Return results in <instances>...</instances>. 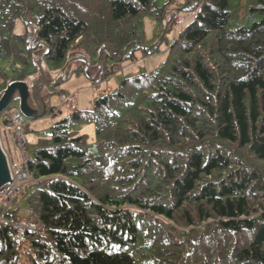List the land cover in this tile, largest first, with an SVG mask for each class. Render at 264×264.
Wrapping results in <instances>:
<instances>
[{
    "label": "trees",
    "instance_id": "16d2710c",
    "mask_svg": "<svg viewBox=\"0 0 264 264\" xmlns=\"http://www.w3.org/2000/svg\"><path fill=\"white\" fill-rule=\"evenodd\" d=\"M253 3L255 19L232 28L230 0H185L195 17L161 67L39 140L18 196L41 226L25 233L30 264H264V0ZM162 13L155 0H0V63L19 65H0V97L36 74V44L49 73L73 54L72 72L107 76L143 40L142 16ZM85 123L93 144L72 129ZM15 201L9 222L23 220ZM19 254L0 222V264Z\"/></svg>",
    "mask_w": 264,
    "mask_h": 264
},
{
    "label": "rangeland",
    "instance_id": "374dc122",
    "mask_svg": "<svg viewBox=\"0 0 264 264\" xmlns=\"http://www.w3.org/2000/svg\"><path fill=\"white\" fill-rule=\"evenodd\" d=\"M155 1L156 8L158 10L162 9L164 13L160 14L159 17L150 14H144L142 16L143 40L140 44L135 45L133 52L130 53L132 55L130 58L118 62L107 60L105 64L107 76L105 77H101V72H103L102 68L91 70L90 76L87 75L85 69H78L72 72L70 78L64 83L57 87L50 88L49 91L51 92V96L48 109L52 108L55 112L52 114L49 111L44 117L33 120L24 118L25 129L27 128L24 135L26 143V149L24 151H22L17 145L13 131L7 128L6 124H4L11 115L18 111V103L11 104L5 112L2 113L0 116V126L3 127V130H6V137L3 135V130L1 129L0 140L12 163L21 165L23 156L27 158L32 157L33 151L38 147L39 140H43L50 145L51 126L74 111L70 107L71 104L65 102L63 96H75V110L87 112L93 108L96 99L115 92L123 79L140 75L142 73L154 72L165 63L169 55V44L176 39L183 27L193 21L195 12H185L181 9L180 6L183 5L185 0ZM253 4V0H230L229 11L231 19L229 26L232 28L240 26L247 27L256 17L254 13L249 11ZM172 12H177L178 15L184 17L182 25L177 27L175 24H169L166 27V24H164L162 26V20L168 23ZM24 31L23 21H16L14 25V33L20 34L24 33ZM9 61L10 62H2L0 65L11 74V68L17 70L19 69V65L14 60ZM10 63L14 65H11ZM100 77L102 78L101 81H99ZM72 129L79 134H85L88 137V143L93 144L95 127L92 123L79 124L74 128L72 127ZM31 191V188L26 190L27 193H30ZM17 200V206L14 205V207L19 209L18 217L23 219V222H34L33 216L31 215L29 208L26 206L24 198L18 197ZM1 212L3 213L2 210ZM36 224L41 227L40 224ZM19 250V264H30L27 256L29 254L28 246L22 244L19 246Z\"/></svg>",
    "mask_w": 264,
    "mask_h": 264
},
{
    "label": "water",
    "instance_id": "95a60500",
    "mask_svg": "<svg viewBox=\"0 0 264 264\" xmlns=\"http://www.w3.org/2000/svg\"><path fill=\"white\" fill-rule=\"evenodd\" d=\"M37 46H42V48L32 54L36 74L26 81H14L6 85L0 97V116L11 104L18 103V110L26 119L33 120L44 117L49 108V89L59 86L70 78L73 64L78 58L71 54L65 65L58 72L52 74L44 68L43 63L47 48L44 44H36ZM85 70L89 75L87 64ZM11 182L10 164L0 140V190Z\"/></svg>",
    "mask_w": 264,
    "mask_h": 264
},
{
    "label": "built area",
    "instance_id": "2783aa9c",
    "mask_svg": "<svg viewBox=\"0 0 264 264\" xmlns=\"http://www.w3.org/2000/svg\"><path fill=\"white\" fill-rule=\"evenodd\" d=\"M183 17L181 16H175L173 18V21L177 26L181 25L183 22ZM65 102L68 104H71V109H74V97L73 96H64L63 98ZM7 128L11 129L14 134V138L18 144V146L21 148L22 151L25 150V140H24V131H25V123H24V117L21 113L18 111L15 112L13 115L9 117V119L6 121ZM27 157L23 156L22 158V164H12L11 165V172H12V183L8 186H6L2 193L0 194V222L4 225L9 224L11 225V228L14 232L15 240L18 244H22L25 241V232L28 230H34L35 228H39V226L34 227L27 223H16V222H9L6 217L4 216V213L6 210L10 209L12 207V204L14 203L15 199L22 193L24 186L29 182L28 180V172L24 168V165L26 164Z\"/></svg>",
    "mask_w": 264,
    "mask_h": 264
},
{
    "label": "bare ground",
    "instance_id": "6f19581e",
    "mask_svg": "<svg viewBox=\"0 0 264 264\" xmlns=\"http://www.w3.org/2000/svg\"><path fill=\"white\" fill-rule=\"evenodd\" d=\"M31 215H32V213H31ZM16 223H27V224H30V225H32V226H34V227H37V224H35L34 222H23V221H20V222H16ZM36 229V228H35ZM34 229V230H35ZM34 230H28V231H26V232H29V231H34ZM25 232V233H26ZM24 236H25V234H24ZM26 241V240H25ZM25 241L22 243V244H25ZM18 244V243H17ZM22 244H18V246H20V245H22Z\"/></svg>",
    "mask_w": 264,
    "mask_h": 264
}]
</instances>
